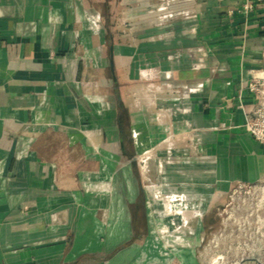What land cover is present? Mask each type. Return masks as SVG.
<instances>
[{"label": "crops", "instance_id": "0c3cea01", "mask_svg": "<svg viewBox=\"0 0 264 264\" xmlns=\"http://www.w3.org/2000/svg\"><path fill=\"white\" fill-rule=\"evenodd\" d=\"M248 1L0 0V264L222 254L228 194L264 181Z\"/></svg>", "mask_w": 264, "mask_h": 264}, {"label": "rangeland", "instance_id": "374dc122", "mask_svg": "<svg viewBox=\"0 0 264 264\" xmlns=\"http://www.w3.org/2000/svg\"><path fill=\"white\" fill-rule=\"evenodd\" d=\"M227 199L220 211V227L224 231L221 237L227 241L226 249H223L221 255L214 253V247L218 244L214 243V239L217 240L218 235L213 236L209 233L200 245V252H207V264H244L246 262L264 264V181L236 185ZM162 203L158 202L160 206H156L159 211L163 209ZM170 236L173 235L162 231L153 235L154 241L162 245L169 243ZM229 240L232 242L230 243ZM169 250H166L169 259L170 257L173 259ZM170 264L177 263L170 262Z\"/></svg>", "mask_w": 264, "mask_h": 264}, {"label": "built area", "instance_id": "2783aa9c", "mask_svg": "<svg viewBox=\"0 0 264 264\" xmlns=\"http://www.w3.org/2000/svg\"><path fill=\"white\" fill-rule=\"evenodd\" d=\"M261 1V0H259ZM252 0L245 5L246 9L252 8ZM250 91L254 94L256 104L253 112L246 115V129L247 131L261 144L264 145V73L258 75L249 86ZM245 184H238L242 186ZM164 248L171 249L172 244L163 245ZM169 256L166 257V260ZM142 264H164L158 258H152L144 261Z\"/></svg>", "mask_w": 264, "mask_h": 264}, {"label": "water", "instance_id": "95a60500", "mask_svg": "<svg viewBox=\"0 0 264 264\" xmlns=\"http://www.w3.org/2000/svg\"><path fill=\"white\" fill-rule=\"evenodd\" d=\"M111 69L114 72V60H113V52L111 54Z\"/></svg>", "mask_w": 264, "mask_h": 264}, {"label": "bare ground", "instance_id": "6f19581e", "mask_svg": "<svg viewBox=\"0 0 264 264\" xmlns=\"http://www.w3.org/2000/svg\"><path fill=\"white\" fill-rule=\"evenodd\" d=\"M194 204V203H193ZM201 207V206H200ZM180 211V210H179ZM193 211H194V209H193ZM200 213V212H199ZM236 264H239V263H236Z\"/></svg>", "mask_w": 264, "mask_h": 264}]
</instances>
